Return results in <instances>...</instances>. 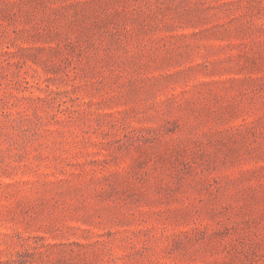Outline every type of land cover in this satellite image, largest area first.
Returning a JSON list of instances; mask_svg holds the SVG:
<instances>
[{
	"label": "rangeland",
	"instance_id": "rangeland-1",
	"mask_svg": "<svg viewBox=\"0 0 264 264\" xmlns=\"http://www.w3.org/2000/svg\"><path fill=\"white\" fill-rule=\"evenodd\" d=\"M0 264H264V0H0Z\"/></svg>",
	"mask_w": 264,
	"mask_h": 264
}]
</instances>
